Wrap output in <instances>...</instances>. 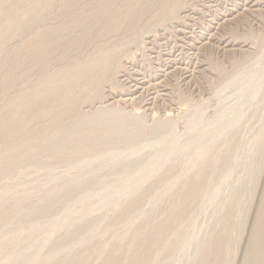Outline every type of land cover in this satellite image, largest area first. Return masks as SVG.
Wrapping results in <instances>:
<instances>
[{
    "label": "rangeland",
    "instance_id": "1",
    "mask_svg": "<svg viewBox=\"0 0 264 264\" xmlns=\"http://www.w3.org/2000/svg\"><path fill=\"white\" fill-rule=\"evenodd\" d=\"M252 263L264 0H0V264Z\"/></svg>",
    "mask_w": 264,
    "mask_h": 264
},
{
    "label": "bare ground",
    "instance_id": "2",
    "mask_svg": "<svg viewBox=\"0 0 264 264\" xmlns=\"http://www.w3.org/2000/svg\"><path fill=\"white\" fill-rule=\"evenodd\" d=\"M98 1H99V0H98ZM113 1H114V0H113ZM106 2H107V1H106ZM108 2H109V1H108ZM101 3H102V2H101ZM104 4H105V3H103V5H104ZM110 4H111V3H110ZM68 5H69V4H68ZM99 5H100V4H99ZM100 7H101V6H100ZM97 8H98V7H97ZM97 8H96V9H97ZM101 8H102V7H101ZM106 8H107V7H106ZM102 10H103V9H102ZM104 12H105V11H104ZM97 13H98V12H97ZM98 14H99V13H98ZM101 16H102V15H101ZM97 17H98V15H97ZM97 17H95V18H97ZM93 18H94V17H93ZM81 19H82V18H81ZM82 22H83V21H82ZM77 23H78V22H77ZM75 24H76V22H75ZM75 24H74V25H75ZM78 24H79V23H78ZM95 24H96V23H95ZM65 28H66V26H65ZM58 30H59V29H56V30L53 29L52 32H50V33L52 34V33H54V32H57ZM60 30H61V29H60ZM48 32H49V31H48ZM50 33H49V34H50ZM60 33H61V32H60ZM52 37H53V36H52ZM43 44H44V43H43ZM43 51H44V50H43ZM47 54H48V53H47ZM82 71H83V70H82ZM70 73H71V72H70ZM72 73H73V72H72ZM77 73H78V72H77ZM78 75H79V74H78ZM70 78H71V77H70ZM69 81H70V79H69ZM75 103H76V102H75ZM27 109H28V108H27ZM74 111H75V109H74ZM69 112H70V111H69ZM72 112H73V111H72ZM75 112H76V111H75ZM70 114H71V113H70ZM72 114H73V113H72ZM67 116H68V115H67ZM181 217H182V216H181ZM255 237H256V236H255ZM256 239H257V238H256ZM259 240H260V239H259ZM257 241H258V240H257ZM255 242H256V241H255ZM255 244H256V243H255ZM258 244H260V243H258ZM261 246H263V245H261ZM261 248H262V247H261ZM259 249H260V248H259ZM261 250H262V249H261ZM257 253H258V252H257ZM256 255H257V254H256ZM252 264H253V263H252Z\"/></svg>",
    "mask_w": 264,
    "mask_h": 264
}]
</instances>
